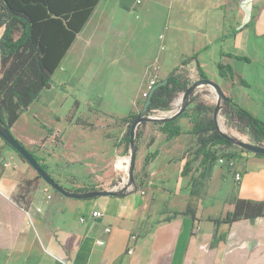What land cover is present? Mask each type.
I'll list each match as a JSON object with an SVG mask.
<instances>
[{"label":"crops","instance_id":"1","mask_svg":"<svg viewBox=\"0 0 264 264\" xmlns=\"http://www.w3.org/2000/svg\"><path fill=\"white\" fill-rule=\"evenodd\" d=\"M5 29L3 24L0 38ZM150 37L156 43L147 46ZM195 53L226 96L264 119V0H98L55 70L52 87L41 91L11 131L21 141L38 112L33 104L50 113L62 102L72 106L79 87L110 69L115 101L108 110L126 115L138 108L150 78L165 79ZM172 120L181 134L163 132L161 120L146 121L140 130V189L58 198L41 215L49 222L34 214L33 224L20 193L35 169L0 136V264H264V216L215 222L237 198L264 201V155L239 152L233 167L222 164L220 149L215 157L207 154L219 144L203 148L190 133L186 111ZM95 210L103 215L93 217ZM189 210L194 215L178 214Z\"/></svg>","mask_w":264,"mask_h":264},{"label":"rangeland","instance_id":"2","mask_svg":"<svg viewBox=\"0 0 264 264\" xmlns=\"http://www.w3.org/2000/svg\"><path fill=\"white\" fill-rule=\"evenodd\" d=\"M155 43L154 37L148 38L147 46ZM133 65L136 64L133 62L131 66ZM183 73L190 79L191 86L201 79L189 65L184 68ZM150 80L141 93L138 108L133 107L123 116L108 110L111 102L115 101L111 92V69L99 73L90 86L84 84L79 87L72 106H66L67 103L62 102V107L52 106L51 113L44 112L42 107L43 112H40L36 102L32 107L38 112L34 114L32 126L27 128L28 136L22 137L21 142L37 157L47 172L70 191L83 195L99 191L117 194L129 192L142 180L145 172L137 171L135 167L133 181L130 180L133 146L128 141V123L122 118L143 111L146 93L150 90ZM120 89L124 90V87ZM69 90L75 91L73 88ZM183 93H179L169 107L156 108L146 116L159 119L172 116L181 107V104L177 106L176 103L178 100L182 102L180 98ZM199 104L208 107V115L215 119L219 131L233 139L232 145L218 146L211 153H216L218 149L221 150V155L247 150L239 142L264 146V137L255 138L246 123L230 116L225 99L215 87L201 84L190 93L185 111L192 121L201 116V111L197 108ZM143 128L145 124H140L137 131H143ZM140 144L141 140H136L138 149ZM25 185L21 201L29 213L30 224H33L34 214L44 222H49L46 216L41 215L45 214V210L48 213L51 203L58 198H71L50 186L36 169L35 177ZM46 189L53 196L52 199L48 197Z\"/></svg>","mask_w":264,"mask_h":264},{"label":"trees","instance_id":"3","mask_svg":"<svg viewBox=\"0 0 264 264\" xmlns=\"http://www.w3.org/2000/svg\"><path fill=\"white\" fill-rule=\"evenodd\" d=\"M97 2L98 0L78 2L67 0H0V27L6 24L5 32L0 38V120L7 129L11 130L21 113L28 109L43 89L52 87V76L55 70L75 40L77 33L84 27ZM15 30L22 33L18 39H14L12 36ZM226 36L224 35L222 38ZM236 57L249 60L243 56ZM192 62H195L194 70L200 78H208L199 64L198 53L186 58L165 78L167 83L154 90L145 115L150 114L156 108L169 107L179 93L187 91L191 83L190 79L185 77L183 70ZM219 67L222 75H226L222 70L224 66L220 64ZM225 103L230 116L246 123L251 128L255 138L264 137L263 120L229 97L225 99ZM197 108L201 111V116L193 121V128L190 133L198 136L201 147L218 144L220 146L232 145L233 141L219 131L215 119L208 115V107L199 104ZM139 114H129L122 118L128 123L129 143L132 124ZM144 123L145 121L141 124ZM161 130L168 135L182 133L181 128L174 124V120L165 121ZM140 136V130H138L137 140ZM242 152H247V150H242ZM207 154L216 156L215 153L211 154V152ZM237 154L227 153L221 156L231 159L236 158ZM150 157L151 155L148 154L146 163L149 162ZM186 170H188V165L184 172ZM29 183L30 180L23 185L26 186L25 184ZM23 185L21 186V197L24 196L22 188L26 189ZM142 186V182L136 184L135 190ZM233 203V210L224 219H215L217 224L222 222L231 224L241 219L255 220L264 216V201L237 198ZM178 214L194 215L191 210Z\"/></svg>","mask_w":264,"mask_h":264},{"label":"water","instance_id":"4","mask_svg":"<svg viewBox=\"0 0 264 264\" xmlns=\"http://www.w3.org/2000/svg\"><path fill=\"white\" fill-rule=\"evenodd\" d=\"M167 80L163 79L161 81H159L156 85H154L148 95H147V99L145 101L144 104V108L143 111L139 114V116L137 117V119L134 121V123L132 124L131 130H130V144L133 146V151L130 157V180L133 181V175H134V170L136 167V159H137V145H136V136H137V129L138 126L142 123V122H146V121H153V120H161V121H168V120H172L175 117L179 116L181 113H183V111H185L186 105H187V98L189 97L190 93L194 90V88L198 85L201 84H206V85H210L212 87H215L218 92L220 93V95L226 99L228 96L225 95V93L223 92V89L221 88V86L215 82L214 80L207 78V79H200L198 80V82L192 86H190L187 91L184 92L183 98H182V102H181V107L180 109H178V111H176L172 116L169 117H164V118H152V117H148L145 115L146 111L148 110V107L151 103V96L154 92V90L159 87L160 85L166 84ZM223 134V133H222ZM224 136H226L227 138L231 139L233 141L232 138L228 137L227 135L223 134ZM0 136L5 139L13 148H15L20 155H22V157L29 163L31 164L36 170L37 172L47 181V183L52 186L54 189H56L57 191H59L60 193L68 196V197H72V198H85V197H94V196H101V195H122L125 194L126 191L121 192V193H112V192H107V191H99V192H94V193H89V194H80V193H76L73 191H70L66 188H64L63 186H61L48 172L47 170L39 163V161L37 160V158L35 157V155L12 133V131L10 129H7L5 127V125L3 124V122L0 120ZM245 149H247L249 152H253L255 154H262L264 155V146H260V145H252V144H247V143H242L239 142ZM135 189V188H134ZM133 189V190H134Z\"/></svg>","mask_w":264,"mask_h":264},{"label":"built area","instance_id":"5","mask_svg":"<svg viewBox=\"0 0 264 264\" xmlns=\"http://www.w3.org/2000/svg\"><path fill=\"white\" fill-rule=\"evenodd\" d=\"M144 1H146V0H136V2H137L138 4H141V3H143ZM161 38H163V35H161ZM156 82H158L157 79H156V78H152V79L150 80V83H149V89H151V88L156 84ZM149 91H150V90H149ZM149 91H148V92H149ZM146 94L148 95V93H146ZM178 105H180V103H179ZM178 105H177V106H178ZM248 152H249V151L244 152V153H248ZM218 160H219L220 163H222V164H228V165H230L231 167H233V166L235 165V158L227 159V158H225V157H220ZM235 179H236V181H240V180L242 179V172H241V171H237V172H236V174H235ZM46 192H47V194H48V197H49V198H52V195H51L50 193H48V189H46ZM102 215H103V213H102L100 210H95V211H93V213H92V216H93V217H100V216H102ZM81 220H82V221H85V218L83 217ZM105 231H106L107 233L111 232V227H106V228H105ZM97 242H98L99 244H101V245H104V244L106 243L105 239H98ZM129 252L132 253V250H129Z\"/></svg>","mask_w":264,"mask_h":264}]
</instances>
